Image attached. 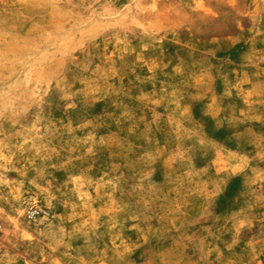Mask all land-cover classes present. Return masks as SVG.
<instances>
[{"label":"rangeland","instance_id":"1","mask_svg":"<svg viewBox=\"0 0 264 264\" xmlns=\"http://www.w3.org/2000/svg\"><path fill=\"white\" fill-rule=\"evenodd\" d=\"M0 264H264V0H0Z\"/></svg>","mask_w":264,"mask_h":264},{"label":"built area","instance_id":"2","mask_svg":"<svg viewBox=\"0 0 264 264\" xmlns=\"http://www.w3.org/2000/svg\"><path fill=\"white\" fill-rule=\"evenodd\" d=\"M28 213H29V217H36L40 214V210L34 207H30Z\"/></svg>","mask_w":264,"mask_h":264},{"label":"bare ground","instance_id":"3","mask_svg":"<svg viewBox=\"0 0 264 264\" xmlns=\"http://www.w3.org/2000/svg\"><path fill=\"white\" fill-rule=\"evenodd\" d=\"M43 67V66H42ZM42 76V75H41Z\"/></svg>","mask_w":264,"mask_h":264}]
</instances>
